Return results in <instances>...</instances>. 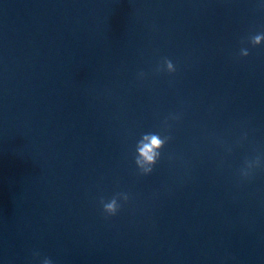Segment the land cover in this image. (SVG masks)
Returning <instances> with one entry per match:
<instances>
[{
  "label": "water",
  "instance_id": "obj_1",
  "mask_svg": "<svg viewBox=\"0 0 264 264\" xmlns=\"http://www.w3.org/2000/svg\"><path fill=\"white\" fill-rule=\"evenodd\" d=\"M261 4L0 0V264H264V169L237 174L264 152V42L241 43ZM169 113L139 175L135 143Z\"/></svg>",
  "mask_w": 264,
  "mask_h": 264
},
{
  "label": "clouds",
  "instance_id": "obj_2",
  "mask_svg": "<svg viewBox=\"0 0 264 264\" xmlns=\"http://www.w3.org/2000/svg\"><path fill=\"white\" fill-rule=\"evenodd\" d=\"M264 8V4L259 5ZM247 42L252 47L259 46L264 42V32H259L254 35H249L246 41L242 39L241 43ZM249 50L247 47H241L239 56L247 57ZM176 67L173 62L167 57L162 58L154 67L153 74L159 75L161 73H167L169 75L175 73ZM143 71L137 73L138 79L145 77ZM181 118L180 113H169L161 122L159 131H149L142 133L140 138L136 141L133 153V162L138 170V174L147 176L153 172L154 166L161 158V149L165 147L173 139L170 134L171 124L169 121H179ZM247 133H244L241 139H246ZM221 146H225V142L222 138H217L216 141ZM239 143V141H237ZM226 151L230 154L232 147H226ZM264 169V152H259L252 157H246L243 161V165L238 169V177L241 181L251 179L254 170ZM129 200V194L127 192L118 191L114 193L109 199L105 200L103 197L99 199L101 205V211L106 216H115L121 209L122 203H127ZM33 260L37 261V264H53V260L47 256L40 259V254L34 252L32 254Z\"/></svg>",
  "mask_w": 264,
  "mask_h": 264
}]
</instances>
